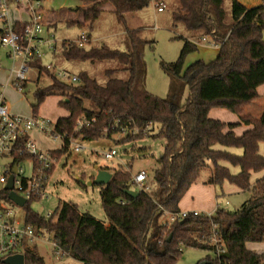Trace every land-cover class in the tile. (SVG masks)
I'll return each mask as SVG.
<instances>
[{"label": "trees", "instance_id": "trees-1", "mask_svg": "<svg viewBox=\"0 0 264 264\" xmlns=\"http://www.w3.org/2000/svg\"><path fill=\"white\" fill-rule=\"evenodd\" d=\"M115 8L118 20L127 26L126 14L141 11L152 0H107ZM174 26H182L190 36L202 41L209 38L219 45L217 57L206 62L197 60L185 67L187 56L198 44L181 36L184 47L174 62L161 61L170 77V94L162 98L150 93L145 84L146 61L143 48L147 43L139 38L138 29L127 26L131 38L129 51L101 47H79L75 41L63 42V55L69 60L114 61L105 74V82L88 70L79 73L78 84H68L43 65L41 59L28 61L30 67L47 74L52 82L35 91L33 115L50 95H63L59 105L69 111L56 121V132L64 137L61 149L51 150L57 160L68 151L71 138L99 139L128 132L124 139L141 137L159 124L155 137L166 140L164 152L155 170L156 194L139 191L137 196L126 190L134 185L129 170L101 167L113 176L103 185L101 201L108 221L81 211L73 201H61L51 217L42 216L31 208L34 198L23 207L25 223L36 233L47 231L64 254L82 264H177L184 247L199 248L215 253L203 261L209 264H264V253L250 250L248 242H264V177L253 185V172L264 169V112L260 119L244 116L245 123L255 128L237 137L224 132L226 124L209 118L212 107H224L242 114L244 107L259 98L258 87L264 83V0L258 6L247 7L231 0V15L227 0H176ZM84 21H70L83 27L101 16L96 6L84 9ZM25 22L16 21L15 30ZM5 34L0 27V37ZM91 43L89 35L88 44ZM87 44V45H88ZM121 74V75H120ZM24 87V84H23ZM188 96L183 101L185 90ZM85 117L90 125L78 128ZM137 133L131 130H136ZM221 146V147H220ZM230 148H241L235 153ZM228 162L240 168L233 173ZM55 166L50 172L53 175ZM209 175L202 177L204 170ZM95 175L91 177L94 179ZM248 190L250 197L235 212L219 207L212 215H190L172 225L161 222L164 211L179 212L180 202L190 187L198 182L222 186L225 182ZM11 202L9 191L0 189V203ZM153 232V243L149 236ZM172 235L171 240L169 237ZM216 236L217 242L212 238ZM218 249L224 252L218 253ZM25 264H47L36 247L25 250ZM0 264L3 259H0Z\"/></svg>", "mask_w": 264, "mask_h": 264}, {"label": "rangeland", "instance_id": "rangeland-1", "mask_svg": "<svg viewBox=\"0 0 264 264\" xmlns=\"http://www.w3.org/2000/svg\"><path fill=\"white\" fill-rule=\"evenodd\" d=\"M167 8L164 12L158 11L155 1L142 11H134L126 14L127 26L132 29H138L139 38L144 39L147 43L143 48V56L146 61V88L147 90L159 97L165 98L170 94V77L164 72L161 61L174 62L178 59L185 40L181 36L189 37L192 42L198 44V49L191 52L186 60L185 67L197 60L210 62L214 60L218 53L219 47L211 44L210 41H200L197 37L190 36L182 26L175 27L173 21V12L178 9L179 4L176 0H165ZM247 7H255L263 3V0H239ZM88 3V5H87ZM85 7H79V6ZM96 6L97 10L101 11V16L94 23L93 28L90 27V22H87L83 27L77 24H70L71 20L79 18V14L83 9ZM78 9L74 11V8ZM45 9H49L50 20H56L54 25L45 26L43 37L45 40H50L56 43L59 52L56 56H51L49 53L48 42L41 46V52L46 56L43 63L53 62L58 69H63L72 74H77L85 70L90 71L97 76L102 83L106 79V70L113 66V60L100 61L89 63L88 61L69 60L62 53L64 41H76L85 30L91 35V43L86 46L101 47L108 45L113 49L129 51L131 48V38L126 31V24L120 22L113 11V5L107 0H49L45 2ZM226 9L231 15L232 3L227 0ZM13 10V11H12ZM25 9H18L17 5L10 6L9 17L14 19L20 14V17L26 18ZM27 12V11H26ZM28 13V12H27ZM82 18V16H81ZM0 24L2 22L0 21ZM59 44V45H58ZM24 55H18L15 59L6 57L3 53L0 54V83L6 82L11 74L12 69H19L23 65ZM25 59V58H24ZM87 63V64H86ZM86 64V66H85ZM121 75V74H120ZM27 86L18 88L14 84H10L5 92L7 107L13 113L31 116L33 113V104H35V91L40 87H46L52 79L47 74H41L37 69L32 68L27 74ZM68 84L72 83L68 80H62ZM188 89L185 90L183 101L188 96ZM63 100V95H50L39 108V114L49 118L55 122L59 116L63 115L65 109L59 105ZM159 124L150 128V131L138 138L126 140L124 139L128 132H120L112 137H102L99 139H83L78 138L76 143L82 145L80 151L75 150V144L70 145L68 151L57 160L56 166L51 175L47 187V197H43L38 201H32L31 208L48 218V214L56 212V209L61 201H73L78 204L81 211L90 212L92 215L109 222L104 211L101 201V184L89 185L91 177L96 174V167L103 166L113 169L129 170L133 175L139 171H146L149 175V184L151 185V193L156 194L158 185L154 179L155 170L160 166V158L165 149L166 140L164 138L155 137L159 130ZM136 130H131V133ZM37 143L44 151L61 149L64 145L62 138H54L50 135L42 133L37 134ZM221 147V146H220ZM115 150L116 154L111 158H107L105 154ZM235 153H242L241 148H230ZM9 158H2V163H8ZM25 166L29 167V161H25ZM225 165L231 167L233 173H238L240 168L233 166L228 162ZM24 165V164H23ZM0 168V175L2 174ZM209 175V170H204L202 177L206 179ZM256 177V176H255ZM253 177L252 181L255 180ZM203 182H198L201 184ZM132 189H136L132 186ZM4 186L0 183V189ZM222 188L223 191H222ZM219 194L218 203L221 208L226 211L235 212L240 209L241 205L250 197L248 190L243 191L237 185L230 182H225L222 186L217 187ZM12 207L17 211V219L25 223V210L19 208L16 204ZM57 216V212L55 217ZM153 232L149 236V244L153 243ZM53 235L47 231H41L32 247H36L37 252L45 259L47 264H82L81 261L69 257L62 252L58 255L55 252ZM183 255L177 264H196L207 255L212 256L215 253L199 248H183Z\"/></svg>", "mask_w": 264, "mask_h": 264}, {"label": "built area", "instance_id": "built-area-1", "mask_svg": "<svg viewBox=\"0 0 264 264\" xmlns=\"http://www.w3.org/2000/svg\"><path fill=\"white\" fill-rule=\"evenodd\" d=\"M153 1L157 4L158 11L164 12L166 10L167 4L165 0ZM45 2L46 0H0V21L2 22L1 27L5 32L0 37V50L8 47L11 57L15 58L18 55H24L25 58L13 82L20 89H22L23 83L28 80L27 74L32 69L28 61L36 59L43 61L46 56L45 53L41 52V46L48 42L49 52L56 49V43L45 40L43 37L44 28L47 24ZM13 4L17 5L19 9H25L30 16L21 30H15V22L9 17L10 6ZM88 38L89 34L83 30L75 42L79 47H85L88 44ZM202 41H210L211 44L219 46L207 37H203ZM43 65L53 72L57 78L68 80L72 83L80 81L79 75L58 69L53 62L43 63ZM90 124V121L83 117L78 122V128H82L84 125L89 126ZM36 133L64 140V137L56 132V122H52L49 118L40 115L25 116L10 111L7 107L5 93L0 90V159H10L5 164L0 161V168L3 170L0 175V183L5 188L13 174L14 166L17 164L18 171L14 177L13 190L25 198L27 203L34 198L42 199L48 196L47 187L51 178L50 172L57 162L51 150L44 151L40 148L35 137ZM76 140V138H71V145L74 143L75 150L80 151L83 147L76 143ZM115 154V150H112L107 152L105 156L111 158ZM26 160L30 162L28 168L25 166ZM148 180L149 175L144 170L133 175L135 190L150 192L151 185ZM10 201H2L0 203V259H5L19 252L25 254L26 248H32L39 237L32 225L22 223L17 219V211L12 207L16 203L12 200ZM52 215L53 213L50 212L47 216L51 217ZM190 215L211 214H204L198 210H181L179 212L166 210L163 215V223L169 226L176 221L184 220ZM212 241L217 242L216 236H213ZM54 245L57 257H59L63 251L56 244ZM224 251V249H218L217 254Z\"/></svg>", "mask_w": 264, "mask_h": 264}, {"label": "crops", "instance_id": "crops-1", "mask_svg": "<svg viewBox=\"0 0 264 264\" xmlns=\"http://www.w3.org/2000/svg\"><path fill=\"white\" fill-rule=\"evenodd\" d=\"M47 1H49V0H46V2ZM84 1H86V0H84ZM87 5H88V3H87ZM79 7H85L86 8V5L85 6L82 5ZM77 9H78V7L74 8V11H76ZM113 11H115V8L113 9ZM45 12H46L47 26L54 25V22H56V20L54 19L52 21V20L48 19V17H50V14H51V13H49L50 12L49 9H46ZM25 13H26L25 14L26 18L20 17V14H18L17 17H14V19H11V20L13 22H16V21L26 22L29 20L30 16L26 11H25ZM78 14H79V18H77L75 20H71V21H79V22L84 21V13L81 12ZM81 16H82V18H81ZM0 27H1V24H0ZM91 40H92V38H91ZM217 47H219V46H217ZM58 48L56 45V49L54 51L49 52L50 55L56 56V53L59 52V49H60V48L59 49ZM62 50H63V47H62ZM1 53H3L6 57L13 58L10 55V49L8 47L2 48L0 50V54ZM15 58H13V59H15ZM22 61L24 62L25 59L23 58ZM86 64H85V66H86ZM19 69H14V68L12 69V72H11V74H9V77L6 80V82L0 83V90H3L4 93L6 92V89L8 88V86L11 83L13 84ZM77 75H78V73H77ZM40 78H41V75L39 74L38 79H40ZM27 81L23 83L24 87L27 86ZM258 92L260 95L259 98L254 100L253 102L249 103L248 105H246L244 107V112L242 114L234 112V111L229 110V109L224 108V107H212L209 111V118L222 121L223 123H226V124L236 123L237 126H235L233 128L228 126L225 128L224 132L227 133V132L233 131L237 137L243 136L245 134V132H247L249 130H253L255 128L254 123H245L243 121V117L249 116V117L254 118L255 120H258V119H260L261 115L264 112V83L258 87ZM10 111H12V110H10ZM31 115H33V113ZM39 115L42 117H45L41 114H39ZM68 115H69V111H67L65 109L64 114L59 116V117H64V116H68ZM37 134H39V133H36L35 137H37ZM260 153L262 155H264V142H262L260 145ZM100 167H102V166H100ZM96 173H97V170H96ZM94 175H96V174H94ZM253 177H255V180L252 181ZM262 177H264V169L261 171H258V172H253L252 176H251L252 185L259 178H262ZM217 187H218L217 185H213V184H205V183L193 184L190 187V189L188 190V192L185 194L183 199L181 200L180 209L181 210H188V211L198 210V211L203 212L204 214H211V215L214 214L216 212V210L220 207V205L218 203V197H219L220 193L218 192ZM223 189L224 188H222V191H223ZM243 191H245V190H243ZM161 222H164L163 217L161 219ZM247 246L250 250H252L254 252L264 253V242H248Z\"/></svg>", "mask_w": 264, "mask_h": 264}, {"label": "water", "instance_id": "water-1", "mask_svg": "<svg viewBox=\"0 0 264 264\" xmlns=\"http://www.w3.org/2000/svg\"><path fill=\"white\" fill-rule=\"evenodd\" d=\"M96 169H97V173L95 175V178L91 179L88 182V184L89 185H93V184L105 185V184H108L110 182L113 174L109 170L103 169L99 166H97ZM17 171H18V169H17V164H16L14 166V169H13V174L9 178V181H8L7 185L5 186V189L10 191V193H9V199L10 200H12L18 206L24 207L27 204L26 199L21 197L20 195H18L13 190V188H14V177H15V174L17 173ZM126 192L131 196H137L140 194V192L138 190H134V189H127ZM171 238H172V235L169 237V241L171 240ZM3 263L4 264H25L26 263L25 254L19 252V253L10 255V256L6 257L5 259H3ZM201 264H209V262L203 261Z\"/></svg>", "mask_w": 264, "mask_h": 264}]
</instances>
